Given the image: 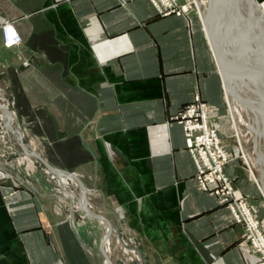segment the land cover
<instances>
[{
  "label": "crops",
  "instance_id": "1",
  "mask_svg": "<svg viewBox=\"0 0 264 264\" xmlns=\"http://www.w3.org/2000/svg\"><path fill=\"white\" fill-rule=\"evenodd\" d=\"M7 20L21 44L4 45ZM223 92L190 16L161 15L151 0H0V102L13 113L0 122L14 129L0 137V264H104L105 227L81 208L80 184L37 166L17 129L77 175L112 234L140 241L144 264H253L243 225L200 189L176 119L196 95L221 110ZM238 165L227 166L237 194L264 224L260 190Z\"/></svg>",
  "mask_w": 264,
  "mask_h": 264
},
{
  "label": "bare ground",
  "instance_id": "2",
  "mask_svg": "<svg viewBox=\"0 0 264 264\" xmlns=\"http://www.w3.org/2000/svg\"><path fill=\"white\" fill-rule=\"evenodd\" d=\"M215 1L192 0L201 13L203 23L211 14ZM230 1L223 0L220 6L223 11L220 10V15L216 16L213 23L218 45L233 61L249 65L257 72L256 76L249 75L220 59L217 65L225 80L224 86L231 106L239 115L241 124L249 126L254 134L258 160L253 163L249 158L246 159L252 164V169L259 172V176L254 175V178L264 189V1ZM214 18L211 16V23ZM6 129L9 131L11 125ZM61 179L69 183L68 179ZM71 180L78 183L75 179ZM103 224L107 230L108 224ZM105 248L110 252L109 241L105 243ZM105 264L109 262L106 260Z\"/></svg>",
  "mask_w": 264,
  "mask_h": 264
},
{
  "label": "built area",
  "instance_id": "3",
  "mask_svg": "<svg viewBox=\"0 0 264 264\" xmlns=\"http://www.w3.org/2000/svg\"><path fill=\"white\" fill-rule=\"evenodd\" d=\"M151 1L161 15L175 13L186 16L191 6L190 3L183 5L181 0ZM2 37L7 47L19 45L23 41L22 35L9 20L2 25ZM176 119L184 127L186 146L197 167V182L200 189L215 195L220 203L227 205L234 221L244 227L246 239L257 257L253 264H264L263 226L257 220L255 210L247 198L237 195L231 179L226 174L225 166L230 156L212 123L211 106L196 95L194 101L188 104ZM126 246L129 247L128 244Z\"/></svg>",
  "mask_w": 264,
  "mask_h": 264
},
{
  "label": "rangeland",
  "instance_id": "4",
  "mask_svg": "<svg viewBox=\"0 0 264 264\" xmlns=\"http://www.w3.org/2000/svg\"><path fill=\"white\" fill-rule=\"evenodd\" d=\"M181 2L183 5L188 4V3L191 4L189 11L187 12L186 15L188 17L190 16L193 20L195 19V21H198L201 25H203L201 13L199 9L195 6V4L192 2V0H181ZM223 98H224V101H222V105L219 107L221 110L214 111L212 110V105L211 104L209 105L211 106L212 123L217 128L218 133L222 141L224 142L223 143L224 147L230 156L229 162L225 166L226 174L231 179L232 184L234 185L236 189V193H238L239 188L237 187L238 184H236L238 177L231 176L227 171V166L230 163H232V165H236V163H238L239 164L238 166H240L241 164L242 167L244 168V173L246 174L247 179L252 180L257 185L258 189L260 190V195L262 199L264 200V189L262 188L260 182L258 180H255L254 178V175L259 176V172L254 167L253 168L255 170H253L252 164L248 163L246 159V158H249L253 163L256 161V159L258 160L259 155L257 154V150H256L257 144H255V141H254V134L249 126L241 124L239 115L235 112L234 108L231 106L228 100L227 91L225 87H224V92H223ZM0 115H2L1 111H0ZM236 116L238 117V119ZM9 130H14V129H9ZM0 131H1L0 137L2 136V138L5 139L6 138L5 136H7L6 134L8 133V130L2 125L1 122H0ZM37 162H38L37 166L42 167L43 169H46L43 163H40L41 161H37ZM61 178H65V177L64 176L60 177V180ZM238 196L246 197L251 207L254 208V203L252 202L249 195L244 194V195H238ZM255 214H256L257 220L262 224L263 230H264V224L262 222L263 220L262 221L260 220L256 210H255ZM98 233L100 237L103 232L101 233V230H100V232ZM116 234H112L111 235L112 239H110L109 241L110 242L109 254L114 264H144L143 258L141 257L139 253V248H138L140 241L136 239L132 240L131 238H124V237L119 238L118 234L117 235ZM100 242L101 241L99 239L96 250H98L99 252L101 261L104 262L105 264L106 260L101 254L100 249H99ZM126 244H128L130 248L126 246Z\"/></svg>",
  "mask_w": 264,
  "mask_h": 264
},
{
  "label": "water",
  "instance_id": "5",
  "mask_svg": "<svg viewBox=\"0 0 264 264\" xmlns=\"http://www.w3.org/2000/svg\"><path fill=\"white\" fill-rule=\"evenodd\" d=\"M230 1V0H229ZM258 2H263L264 0H257ZM223 2V0H216L213 4V6L211 7V14L209 15L208 19H206L205 23H203V27L210 45V48L213 52V55L216 59L217 62H219L220 60H224L226 61L228 64H230L231 66L244 70L247 74H251L256 76V72L257 70L252 69V67H250L249 65L246 64H238L235 61H233L222 49L221 47L218 45L217 39H216V35L214 33V22L216 21V16L220 15V10L223 11V9H220L221 3ZM231 2V1H230ZM231 5V3L229 4ZM211 16H215L214 20L211 23ZM221 73V72H220ZM222 75V73H221ZM223 78V75H222ZM223 82L225 85V80L223 78ZM225 87V86H224ZM0 110L4 113V117H9L12 118L13 117V113L12 111L2 102H0ZM11 125V122L9 123ZM8 126V123H7ZM11 129L12 126H11ZM1 132V131H0ZM20 139H21V146L23 147V149L25 150L26 153L32 155L33 157H36L38 160H40L51 172H53L55 175H59V176H66L70 179H75L78 181V183L80 184L81 188H82V193L84 196V202L81 205V208L83 209V211L86 213V215L96 218L98 220H100L102 223L106 222L108 224V228L105 231L102 239H101V243H100V248L102 251V254L105 258V260H107V262H109V264H114V262L111 259V256L109 254V251H107V249L105 248V243L110 241L112 232H113V227L111 225V223L108 221V219L100 214V213H96L93 210H91L89 204H88V199H87V193H86V187L83 184V182L77 177L76 174L71 173V172H63L60 169H57L56 167H54L52 164H50L44 157H42L40 154L30 151L29 148L27 147L26 143L24 142L23 139V133L17 129V131ZM19 157V154H14L12 156V158H17ZM81 217V215H79Z\"/></svg>",
  "mask_w": 264,
  "mask_h": 264
}]
</instances>
